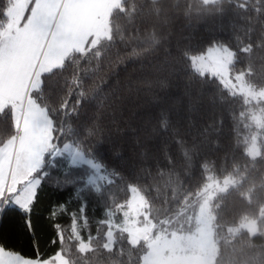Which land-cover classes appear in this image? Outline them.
<instances>
[{"label":"snow or ice","instance_id":"1","mask_svg":"<svg viewBox=\"0 0 264 264\" xmlns=\"http://www.w3.org/2000/svg\"><path fill=\"white\" fill-rule=\"evenodd\" d=\"M179 7L167 0H0V121L7 126L0 132V264H264V243H256L264 239V81L244 63L255 48H264V0H199L197 15L231 14L243 38L236 35L235 44L213 38L205 54L179 46L174 54L194 82L216 85L219 103L232 113L231 163L227 156L220 165L209 162L202 151L210 132L223 127L222 118L195 134L175 130L177 156L166 145V162H156L172 192L156 207L159 197H153L147 176L110 166L95 140L102 137L108 111L116 123L117 109L99 87L88 90L89 74L102 70L114 48H128L129 31L137 40L129 57L154 53L170 8ZM192 12L188 4L184 15ZM58 89L67 91L60 95ZM158 127L169 132V114L159 115ZM188 127L196 128L195 119ZM65 156L71 167L91 170L80 186L67 175L64 184L71 188L57 184L79 204L70 213L75 252L58 230L61 248L54 255L45 258L38 248L25 255L10 245L5 226L16 216L33 231L38 192L57 158ZM121 184L128 196L118 202L113 187ZM229 198L238 212L226 210ZM90 199L103 206V217L96 233L85 237L77 223L88 224ZM58 207L69 212L68 201Z\"/></svg>","mask_w":264,"mask_h":264},{"label":"trees","instance_id":"2","mask_svg":"<svg viewBox=\"0 0 264 264\" xmlns=\"http://www.w3.org/2000/svg\"><path fill=\"white\" fill-rule=\"evenodd\" d=\"M169 5L179 4V10L170 8L171 19L169 24L161 30V44L157 50L147 57H129L128 52L135 47L137 40L135 34L128 32L126 41L128 48L123 46L114 48L110 60H106L102 70L96 74H89L87 79L88 90L99 87L102 96L108 97L109 102H116V123L112 122L111 112L103 121L104 132L97 136L99 150L105 152L110 166L122 169L125 174H134L141 177L147 176L148 184L153 185V197L156 207H160L162 200L171 196V187L165 188L166 176L158 175L157 160L163 165L165 161L164 148H171V154L177 156L172 134L179 130L182 134L191 132L195 134L199 129L209 125L213 121L223 127L219 132H210L206 142L202 145V151L207 155L209 162L215 161L217 165L223 163L225 156L231 163V157L235 146L234 121L232 113L219 103L220 91L216 85L202 87L194 82L188 72L180 70L174 62V54L177 47L190 48L193 54H204L211 46L213 38L220 40H232L235 44V36L243 38L240 31V21L236 20L237 27H232V17L218 15H197L195 9L199 7V0H167ZM188 4L192 5V15L185 16L184 11ZM123 24L124 21H118ZM169 51L173 53L168 55ZM119 52V56L116 53ZM245 66H249L255 73V78L264 81V48H255L253 53L244 57ZM240 65H237L239 68ZM209 75V74H208ZM211 79V76L209 75ZM56 78L50 83L55 84ZM67 89H58L60 95ZM234 107L237 114L240 105ZM93 110H90L89 115ZM167 113L171 117L172 127L168 133L159 130L158 117L161 113ZM195 119L196 128L189 129L188 120ZM6 125L0 121V132L6 129ZM192 135H188L191 142ZM198 139H203L198 137ZM150 173V175H149ZM91 170L87 166L73 168L67 163L65 157L57 158L56 167L50 169V175L42 184L36 201L35 211L32 214L33 231L29 232L23 221L13 216L5 226L6 238L10 245L23 251L25 255H33L38 250L45 258L52 256L61 248L57 231L63 232L64 246L71 252H75L72 236L71 212L79 208L75 197L69 201V192L58 190L57 184L65 185L66 175L77 181L76 186L86 180ZM199 176V172L197 173ZM100 183L108 187L107 181ZM141 186L144 181L141 180ZM159 189V193L156 189ZM117 201L127 199L126 185L113 187ZM68 201L69 212H61L59 205ZM227 211L235 213L239 206L229 198L226 201ZM56 215L53 216L52 212ZM103 217V206H95L93 200H89L88 224L83 220L78 221L77 228L87 237L89 232L95 234L97 221ZM122 219V217H118ZM59 225V229H57ZM56 243L53 244L52 240ZM257 244L264 243V239H257Z\"/></svg>","mask_w":264,"mask_h":264},{"label":"rangeland","instance_id":"3","mask_svg":"<svg viewBox=\"0 0 264 264\" xmlns=\"http://www.w3.org/2000/svg\"><path fill=\"white\" fill-rule=\"evenodd\" d=\"M206 52H207V51H206ZM206 52H205V53H206ZM205 53H204V54H205ZM209 75H210V73H209ZM210 76H211V75H210ZM65 158L67 159V163L69 164V162H68V158H67L66 156H65Z\"/></svg>","mask_w":264,"mask_h":264}]
</instances>
